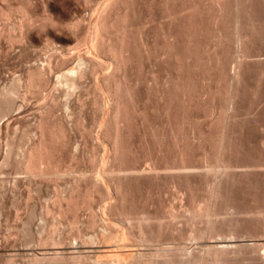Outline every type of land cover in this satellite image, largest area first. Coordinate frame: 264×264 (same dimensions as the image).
<instances>
[{
	"label": "bare ground",
	"instance_id": "obj_1",
	"mask_svg": "<svg viewBox=\"0 0 264 264\" xmlns=\"http://www.w3.org/2000/svg\"><path fill=\"white\" fill-rule=\"evenodd\" d=\"M45 1L47 5L48 2H50V0ZM76 1L79 2V0ZM80 1H84V3L88 5L94 3L96 5L98 2V6L96 7L95 5H89L91 8L94 7L95 9L90 8L93 10L94 14L92 16L90 15L91 20L85 25V20L83 21L82 19H77V21L75 20L68 23L60 22L53 18L48 13L50 10L48 11L47 9H44L46 11L44 17H40V15L38 16L33 12L32 7L34 5V0H21L16 6L11 3V0H0V23L2 20L11 19L13 13H19L21 15L18 23L15 26L13 25L14 28H12L10 33H7V37L12 44L20 43L23 45L26 44L25 42L32 40L31 32H33V28L36 29L37 22L38 28L41 27L47 31L61 28L70 33V36L63 37V35L58 33V30H55L53 36L48 37L45 44L46 50L48 49L52 53L46 57L44 64L29 70L23 79L24 88L28 94H39L43 88L50 86L49 94L45 96L44 100H42L43 102L38 107L37 113L39 114V121L36 125V133L39 135L38 140L32 143L27 150L25 149L26 151L20 152L21 154H19L18 152L21 149L15 152L14 149L16 147L14 148V142L12 143V140L10 141L7 139L6 145L4 144L6 146V152L3 161L8 164L12 161L13 156H15L16 159L20 156L21 158L17 161L19 170L30 179V185L34 184L36 185L34 187H38L37 189L40 190L42 186H39L42 184V181L55 182V180H59L62 176L66 174L69 175L73 172L70 170V166V169L67 167V169L60 168V155L63 149H66L65 146L67 143L65 128L60 123V125L56 122L52 123V120L55 117L56 110L60 106H62L61 108H64L68 114L70 113V115L75 112L65 101V104L61 103V105L59 103L57 91H61L66 97H72L74 93L83 88V82L88 75L93 78L95 77V86L92 90L94 94L92 106H95V108L102 112V117L99 119L102 129L96 141L99 142L100 147L104 148L106 146L102 143L103 141L110 147L109 154L105 152L108 155L104 156L101 161L99 159L100 165L94 164L95 166L92 168V175L90 174V177L84 178L85 175L83 179L80 177L82 181L78 179L80 182L77 181V183L69 189L68 193L57 190L58 188L54 190L55 201L53 208L55 207L57 209L52 210H56L58 215H53L56 219H54V221L51 220V231L49 230V234L51 233V235L46 234L47 236L43 238L39 233L34 234L31 231L33 235L31 233L32 236L30 237L32 242L38 243L37 245L39 246L41 245L44 248L51 246V250L42 252L34 251L31 254L34 258L32 261H29V264H233L235 262H241L242 264H264V205L256 210H245V208H242L236 203L235 195L233 194V188L237 185L236 181L239 180V178L242 179L241 177L248 178V176L251 177L252 175H261L260 173L264 175V164L256 162V164L251 165H238L234 162L235 159L233 161L234 155L236 154L234 145L235 132L233 128L235 123L233 124L231 121L232 119L230 120L233 114L230 116L226 111L225 113L222 112L224 116H220V118L215 121H211L208 125L209 128L202 130L203 128L200 129L198 126L200 119L198 120V118L195 117L186 118L188 116L183 117V115L180 117L172 113L175 109L171 111L172 97L177 94L185 93L184 74L188 73H185L187 69H189V72H193V76H189L190 78H194V82L192 81L194 85L198 83L196 81L201 79V81L205 83L203 86H206L207 94H214L213 87L211 86L213 83L211 82L212 77H210V74H212L211 70L213 68L216 69V72L221 70V57L223 54L220 55L219 53L220 47H222L223 43L227 40H230L229 38L233 41L232 43H236L237 46L239 45L238 47H246L247 38L249 37V28L254 25L255 21H258V24L260 21H263V18L255 14V10L248 4L251 0H103L101 3H99L100 0ZM157 10H159V12H156ZM205 17L216 23V34L212 35V39L214 40L212 41L215 42L216 48H213V52L210 50L211 53L207 54V57L206 55L204 56V53L206 54L207 51L204 53V49L202 51V57L204 56V58L206 57L208 59L207 62L204 61L205 64L208 63V65L213 67L209 71V76L208 74L201 75L202 72H200L202 70H200V68L203 67L201 65L203 59L201 57V49L203 47L201 39L204 33L202 21ZM227 20L231 22L229 26L232 25V31L231 28H229L231 31L229 36L228 33L225 32L226 29L224 30L225 26H223L224 22L226 25L228 22ZM155 24L159 25V28L153 27ZM35 25L36 27H34ZM255 27L256 26H254V28ZM14 31L17 32L15 33L16 35H14ZM226 38L227 40L225 41ZM206 40L208 41L209 39ZM202 41L204 43L206 42L204 40ZM69 43H73L74 45H72L71 48L73 51L71 55L67 54V50L65 51L63 49L64 46H62L64 44H68L69 46ZM58 45L62 47L58 49ZM231 46H233V44ZM209 47L211 48V46ZM248 49L250 51V48ZM221 51L222 50H220V52ZM136 53L140 55L141 62H144V59L150 60L152 57H155L154 59H160L162 57V59L171 60L174 65V67H172L175 69L176 77H173V74L172 76H168L169 78L167 77L168 80H165L166 83L163 85V89L164 86H166L167 91H161L162 96H160L161 98L166 97L164 98V100H166L164 102V107H162L163 112L160 117L162 116L164 118L161 123V125L164 126L161 127L170 129L168 133L165 132L166 129L164 131L162 129V132L160 131V124L154 123L148 115V107L146 108L147 104L145 103L146 106L142 105L145 99L140 95V85L142 83L139 69L141 68H138V65H136L139 71L137 72L134 67ZM165 59L164 61L162 60L164 64ZM71 61H77V65L69 68V63ZM137 62L140 63L139 61ZM166 65L170 66L171 64L169 65L167 62ZM239 65L241 66V64ZM223 71H220V73L216 75V81L220 82L219 80H223L226 76V74L224 76L226 70L224 73ZM203 72L205 71L203 70ZM54 74H57V79L53 84L50 76ZM145 75L147 76V73ZM160 76L162 77V75ZM244 77L245 76H243V78ZM240 78V74L227 78L229 90L226 97L225 110H229L230 112L227 111L229 113L237 106L235 104L239 95L238 88L241 80ZM153 81L157 84V78H154ZM224 81H226V79H224ZM144 82L145 80L143 83ZM189 82H191V79ZM218 82L216 83L218 84ZM21 83L23 84V82ZM21 83L14 81L11 85L9 84L10 86L0 88L2 89L0 90V129L2 126L6 129H9L11 126L10 123H1L3 118L11 114V112H14L17 106V98L19 101V90L21 91L22 89ZM162 83L164 84V82ZM159 85L160 84H158V86ZM150 86H152V84ZM218 87L219 86H217V88ZM172 89L174 94H171ZM193 94L195 95V92ZM178 97L181 96L179 95ZM179 99L181 100V98ZM197 99L199 100V98ZM80 102L81 99L79 100V103ZM178 102L179 100L177 103ZM184 102L185 100L182 103ZM80 104L84 106L82 102ZM174 104L176 103L174 102L173 105ZM156 106L154 105L155 110ZM135 120L138 121L137 124H139L140 127H143L142 136L145 139L149 135L152 136L153 141L158 145L160 153L163 152V147L166 145L169 147L171 144L173 147H176L178 153H180V155H178V157L180 156V163L178 162L176 165H170V163L168 164L169 161L167 162V160H169L168 158L163 164L158 163L159 161L152 160L154 163H150L151 166L145 169H142L143 167L141 168V165L130 164V156L134 158L132 155L133 152H135L133 147L138 146H132L133 143L130 139L134 133V130L132 131L134 128L133 123L137 122ZM185 130H187L191 137L198 141V145H201L200 147L204 149V162L200 166L187 165L184 161L186 145H182V142L185 140L183 138ZM132 139H134V137ZM0 145L2 149V144ZM181 146H184V148H181ZM108 147L106 146L105 148L107 149ZM196 150H198V148ZM163 155L164 153L162 156ZM151 157L153 156L151 155ZM162 159H165V157ZM135 160L136 157L133 161ZM200 160L202 159H199V161ZM194 177H201L204 179L205 196L201 194V196H198L199 193L197 192L198 194L196 195L194 192V189H197L196 183L192 182ZM18 178L13 179L16 180V183L12 181L17 187V184L20 183V178ZM24 179L22 180L24 181ZM163 179L167 181L171 180L174 185H177V181L179 182V180H185L186 186L182 191H184L183 193L189 199L187 206L182 205L183 210L181 209L182 211L178 212L174 205L160 203V205L164 204L166 206H160L161 209L155 207V210H149L148 207V210L143 209V211L140 210L142 212L138 211L137 204L140 202V197L136 198L134 192L143 186L144 190H146V194H144L147 200H149L153 195V190H155L153 186L157 185V187H159L158 182ZM6 181H0V186L1 184H5ZM6 185L8 184L3 185V187ZM15 186H13L14 189ZM48 188L49 187L46 189ZM31 189L35 190V188ZM62 189L64 188L62 187ZM158 189L160 190V188ZM1 190H4V188L2 189L1 187ZM140 190L142 191V188ZM31 195L32 193L29 191V199ZM96 197L109 200V202L101 208L100 214L95 211V206L93 205L94 198L97 199ZM184 198H182V200ZM151 205L154 207V202ZM145 206H148V203H145ZM156 206L159 207V203ZM139 207L141 208V206ZM83 208H86L90 212V217L88 221L85 222L86 224H81V219L79 220V212ZM52 210L51 208H47V213H55ZM70 212H72V220L70 221H72V225L76 228V231H74L76 233L72 234L70 237L67 235H65L67 237H64L61 234L62 231L60 232L59 229L60 223L62 224L59 217L65 216ZM239 215H246L247 217L250 215V219L253 220L254 218L255 223L250 224L248 223L249 221L247 222L245 219L239 218ZM28 221H30V219ZM63 222H65V220H63ZM68 222L69 221H67V224ZM69 223L71 224V222ZM25 225L29 226L28 222H24L23 226ZM73 226L71 229H73ZM27 228L29 230V227ZM27 228L25 227L24 229ZM43 230H45V228H43ZM84 230L88 232L85 233ZM25 233L26 232L23 234ZM25 236L27 237V235ZM29 236L30 234H28V237ZM246 239L255 242L252 246H250V244L246 245L245 242V244L243 243ZM67 241L68 244H66ZM140 244H144L146 247L141 248L143 245L140 246ZM63 245L66 247L64 248ZM63 248L64 250H60ZM39 249L42 248L40 247ZM5 264H14V261L10 258Z\"/></svg>",
	"mask_w": 264,
	"mask_h": 264
},
{
	"label": "rangeland",
	"instance_id": "obj_2",
	"mask_svg": "<svg viewBox=\"0 0 264 264\" xmlns=\"http://www.w3.org/2000/svg\"><path fill=\"white\" fill-rule=\"evenodd\" d=\"M15 1L11 0V3L14 6L19 4L21 0H19V1L15 0ZM102 1L103 0H100L99 3H101ZM255 2H256V4H255ZM251 3L253 4V6ZM248 4H250L252 9L255 10L254 11V12H256L255 14H257L261 18H263L262 19L263 21H260L259 24H258V21H255L254 25H252L249 28V35H248L249 37L247 38V45H246L247 48L246 47H243V48L238 47L239 45L237 46L236 43H235L236 45L234 43H232L233 41L229 37L228 38L230 40H227V38H226L225 41L226 40L227 41L225 43H223V45H222V47L224 49L222 47H220L221 48L220 50H222L223 53H222V51L220 52V50L217 48L219 50L220 55L223 54L221 57L222 62H221V70L220 71L222 72L223 70L224 71L226 70L225 73L223 71L224 76H225V74H226V76L223 78V80L222 79L219 80L220 82L216 81V78H217L216 75L218 73H220V71L216 72V69L211 67V65H208V63L205 64V62L208 61V59L206 58L207 54H210L211 51L212 52L214 51L213 48L214 49L216 48L215 42H213L214 40L212 39V35L216 34V29H215L216 23H214L213 20L208 19L207 17L203 18L205 21L204 20L202 21V24H203L202 29L204 28L203 29L204 33L203 32L202 33L204 36L202 35L203 38L201 37L202 38L201 43L203 46L201 49V53H202L203 49H204L203 53L206 51L207 52H206V54L204 53V56L206 55L205 58H204V56L202 57L203 53L201 54V57L203 58L202 61L203 62L205 61V62L203 64V62L201 61V65L203 67L201 66L202 68H200V70L201 69L202 70L200 72H202L201 75L208 74V76H209V74H210L209 71L213 68L211 70L212 74H210V77H212L211 82L213 84H211V86L213 87L212 89H213L214 94H211V95L209 93L207 94V88H206V86H203V85H205V83H203L204 81H201V79L196 81L198 83H195V85H194V83H193L194 78L193 77L190 78V76H189V75L193 76V72L192 71L189 72V69H187L185 71V73H187V72L188 73L184 74V76H185V79H184V83H185L184 88L185 89H184V91L186 94L185 93L179 94L181 97H178L179 96L178 94H177L178 96L172 95L173 101H172V106H171V111H172V109H175L172 111V113L174 115H178L180 117H182V115H183V117L188 116L186 118H194L195 117V118H198V120L200 119L198 122V126L200 129L203 128L202 130H206L207 128H209L208 125L210 124L211 121H215L216 119L220 118V116L221 117L224 116L223 114L225 113V111H226V113H228V115L230 114V116L233 114L232 117L230 118V120L232 119L231 120L232 123L233 124L235 123L234 124L235 126L233 125L234 126L233 128H234V132H235L234 133V138H235V140H234L235 144L234 145H235L236 154L234 155L235 157L233 158V161L235 159L234 162L238 165H245V164L251 165V164H256V162H258L259 164H264V149H263L264 148V35H263L264 34L263 33L264 32V26H263L264 23H261V22H264V15H263L264 14V0H260V3H259V0H251V2H249ZM89 5L84 3V1H80V0H79V2L76 0H50V2H48V5H47L45 0H42V1L41 0H34V5H33L32 9H33V12L35 14H37L38 16L40 15V17H44V15L46 14L45 10L47 9L48 11L50 10L48 13L53 18L57 19L60 22L68 23V22H72L75 20L77 21V19H79V20L82 19L83 21L84 20L86 21V22L84 21V25H85V24H88L90 22L91 16L94 14L93 10H91L94 7L91 8L90 6L95 5V3L91 4L90 6ZM255 5H257V6H255ZM96 6H98V2L96 3L95 7ZM156 12H159V10H157ZM20 16L21 15L19 13H13L11 19L9 18L7 20H2L0 23V28H2V29H0V88H4V86L8 87L14 81L18 82V83L23 82V84L22 83L20 84L22 86V89H21V91L19 90V95H18L19 101L17 98V106L15 107L14 112H11V114H9L5 118H3L2 123H1V124L10 123V125H11L9 128L10 130L4 128L3 126L0 129V131H1L0 132V144H2V149L0 148L1 149V151H0V181L8 180L5 183L8 185L3 187V185H5V184H1V186H0V194H1L0 195V249H1L0 250L1 251L0 252V264H5L6 261H8L10 258L14 261V264H26V263L29 264L30 263L29 261H32V259L34 258V256L31 255L34 251L42 252V251L51 250L50 249L51 246H48L49 248L46 246H45L46 248H44L41 245L39 246V245H37L38 243L32 242V239H30V237L33 235V233L34 234L39 233L40 236L42 235L43 238H45L47 236L46 234L51 235V233L49 234V232L51 231V229H50L51 228V225H50L51 220L54 221V219H56V218H54V216H56V214L58 215L56 210L55 211L52 210V209H57L55 207L53 208V204L55 201V198H54L55 191L54 190L56 188H58L57 190H61V191H64L65 193L66 192L68 193L69 189L72 186H74V184H76L77 181L78 182L82 181L84 175H85L84 178L90 177L92 175V168L95 165H100V161L102 160V158L104 156L108 155L110 152L109 151L110 147H108L109 145L107 143H105L104 141L102 142L103 144H105L108 147L106 149L105 148L106 146L104 148L100 147L99 142L96 141L97 140L96 138H98L97 136L100 134L101 129H102V127L99 123V119H101V117H102V112L99 111L97 108H95V106H92L93 105L92 101L94 98V94H93L92 90L94 89V86H95V77L93 78L92 76L88 75L89 77L87 76L85 78V81L83 82L84 83L83 88L80 89L78 92L74 93V95H72V97L71 96L66 97V96H64V94L61 91H57L59 103L65 104V102H66L67 104H69L73 108V110L75 112L70 115V113L68 114L65 111V109L61 108L62 106H60L56 110V114L54 115L55 117L52 120V123L53 122H56L58 124L60 123L65 128L64 130H65L67 143L65 146L66 149H63L62 154L60 155V162H59L60 168L61 169L62 168L67 169L70 166L71 169L70 168L69 169L72 170L73 172H71L69 175L66 174V175L62 176L59 180H55V182L51 181L52 184H51V182H48V181H44V182L42 181L41 182L42 184L39 186V187L42 186L41 190H40V189H37L38 187H34L36 185H34V184L30 185V183H31L30 179L27 177L26 174H24L21 170H19L18 165H17V161L21 158L20 156H18L17 159L15 156H13L12 161L9 162L8 164L3 161V158L5 156L4 154L6 152V148H5L6 144L5 143H6L7 139H9L10 141L12 140V143L14 142V144H13L14 148L18 147L17 149L16 148L14 149L15 152L18 151V149H21L18 152L19 154H21L23 151H26L31 146L32 143H35V141H37L38 137H39L38 133H36L37 132L36 131V125L39 121V114L37 113L38 107L43 102L42 100H44L45 96L47 94H49L50 86L43 88L39 94L38 93H35V94L29 93L28 94V92L24 88L25 85H24L23 79L25 78V76L29 70H31L32 68H34L36 66H41L42 64H44L46 57L52 53V52H50V50H48V49H47L48 51L46 50L45 44H46V40L48 39V37L53 36V34L55 33V30H58V33H60V35H63V37L70 36V33L68 31L63 30L61 28L60 29L59 28L53 29V30H51L52 32L49 30L48 31L44 30V28H41V27L38 28V22H37V27H36V25L34 26V27H36V29L33 28L34 30L32 29L33 32H31L32 40L25 42L26 44H23V45L20 43L12 44L9 41V38L7 37L8 36L7 33L8 32L10 33L12 28H14V26L18 23ZM14 18H16L17 20ZM8 21H9V23H8ZM227 21L226 22L228 23V25H227V23L225 25V22H224L223 26H225L224 30L226 29L225 32H227L228 36H229L231 34V31H232V25L229 26L231 24V22H229V20H227ZM213 24H215V25H213ZM158 26L159 25L155 24L153 27L159 28ZM254 26H256V27L254 28ZM259 26H261V27H259ZM205 27H206V30H205ZM156 28H154V29H156ZM229 28H231V31ZM15 33H17V32L14 31V35H16ZM206 39H209V40L207 41ZM160 40H162V39H160ZM202 40H204L206 42L204 43ZM228 42H230V43H228ZM231 43L233 44V46H231L232 45ZM212 44H214V45H212ZM60 45L57 46L58 49L60 47L64 46L63 49L65 51L67 50L66 53L69 55L72 54L71 52H73V51L71 50V48H72L73 43H69V46H68V44L67 45L64 44L62 46H60ZM225 45H226V47H225ZM24 46H26V47H24ZM209 46H211V48ZM227 46L230 47L231 50ZM236 47H238V48H236ZM235 48L238 52L235 50ZM248 48H250V51ZM228 50H230V51H228ZM235 54H237V55H235ZM138 55L139 54L136 53V56H135L136 62L134 64L135 70L137 72L140 71L141 74L144 71H146L142 75L140 74V80L142 83L140 85V87H141L140 88V95L143 99H145L142 105L146 106L145 103L147 104L146 108L148 107L147 109H148V115H149L150 119L154 123H157L158 125L160 124L159 128H160V131L162 132V129L164 131L167 128V127L166 128L161 127V126H164V125H161V123L163 122L162 120L164 118L162 116L160 117V115H162V112H163L162 107H164V102L166 100V99L164 100V98H166V97L161 98L160 96H162L161 91L162 92H163V90L167 91V87L164 86V89H163V85H165L166 81L168 80V78H169L168 76H172V74H173V77H176L175 69L173 68L174 65L171 62V60L169 61V60H166L165 58H164L165 59V64H164V62H163L164 59H162V57L160 59L159 58L154 59L155 57L154 58L152 57L150 60L144 59V62H141L140 61V55L139 56ZM137 58H138V60H137ZM158 60H159V62H158ZM137 61H139L140 63H138ZM71 62H72V64H71ZM71 62L69 63V66H70L69 68L75 67L77 65V61H71ZM167 62L169 65L170 64L171 65L170 66L166 65ZM239 62H241V63H239ZM73 64H74V66H73ZM152 64H154V65H152ZM239 64H241V66ZM136 65H138L137 66L138 68H141V69H139V71H138V68L136 67ZM142 66H144V67H142ZM150 66H152V67H150ZM223 66H225V67H223ZM170 67H171V69H170ZM164 69H165V71H164ZM203 70L205 72H203ZM136 71H135V74L137 75ZM146 73H147V76L145 75ZM159 73H160V75H162V77L159 75ZM152 74H153V76H152ZM237 74L238 75L240 74V77H241L240 78L241 80L239 83V88H238V94L239 95L237 97L236 104H235L237 106H235L234 110H231L232 112L229 113L230 112L229 110H225L226 109L225 108L226 107V105H225L226 97H227V93L229 90V82H227L228 81L227 78L235 76ZM242 75L245 77L243 78ZM51 76H52V78H51ZM51 76H50V79H51L52 83L54 84L56 82V79H57V74H54ZM154 78H157V82H156L157 84L154 83L155 82V81H153ZM12 79H13V81H12ZM190 79H191V82H189ZM224 79H226V81H224ZM242 79H243V81H242ZM144 80H145V82L143 83ZM187 80H188V82H187ZM11 81H12V83L10 84ZM162 82H164V84ZM216 82H218V84ZM222 82H223V84H222ZM151 84H152V86H150ZM158 84H160V85L158 86ZM226 84H228V85H226ZM187 85L190 87H188ZM201 85H202V87H201ZM217 86H219V87L217 88ZM226 86H227V88H226ZM240 86H242V87H240ZM222 87H223V89H222ZM224 87H225V90H227V91L224 90ZM146 89H147V91H146ZM0 90H2V89H0ZM188 90H189V92H188ZM150 91H154V92H150ZM172 91H173V89L171 90V94H174L173 93L174 91L173 92ZM216 91H218L219 93ZM194 92H195V95L193 94ZM196 92L198 93V95ZM200 93H203V94H200ZM190 94H193V95H190ZM225 94H226V96H225ZM205 95H206V97H205ZM214 95H215V97H214ZM175 96H177L178 98ZM23 97H24V99H23ZM65 97H66V99H65ZM218 97H220V98H218ZM179 98H181V100H183V101L185 100V102L182 103L183 101H181ZM197 98H199L200 101ZM207 98H208V100H207ZM70 99H71V101H70ZM80 99H81V102L83 103L82 105H84V106H81V104H80L81 102L79 103ZM186 99L187 100L189 99V100L187 101ZM203 99L205 101V104H204ZM146 100L148 103L146 102ZM178 100H179V102L177 103ZM210 101L212 102V104ZM174 102L176 104L173 105ZM186 102H187V104H186ZM197 103H198V105H197ZM154 105L155 106L157 105L156 110H155ZM179 107H182V108H179ZM187 108H188V110H187ZM214 108H216V109H214ZM219 108H221V109H219ZM193 109H194V111H193ZM212 110H214V111H212ZM80 111H82V112H80ZM175 111H177V112H175ZM180 111H181V113H180ZM227 111H229V112H227ZM219 112H220V114H219ZM222 112H224V113L222 114ZM235 113L237 114V116ZM233 116H236V117H233ZM211 118H214V119H211ZM135 121H137V120H135ZM137 123H138V121L136 123H133L134 128L132 127L133 128L132 131L134 130L133 131L134 133L132 132L133 134H132V137L130 139H131V142L133 143L132 146H135V145H138V146L133 147L135 152H133L132 155L134 158H131L132 156H130V159H131L130 164H132V165L138 164L139 166L141 165L140 166L141 168L143 167L142 169H145V168H149L148 166H151V164L154 163L153 161H159L158 163L163 164L164 161L167 160V158L169 159V160H167V162L169 161L168 164L170 163V165H176L178 162L180 163V161H179L180 156L178 157V155H180V153H178V149L176 147H173V145H171V144H170L171 146L169 145V147H167V145H166L163 147V152L160 153L158 150L159 149L158 145L156 144L155 141H153L152 136L149 135L145 139L142 136L143 127H140L139 124H137ZM135 124L139 127H137ZM236 124H237V126H236ZM215 126H217V125H215ZM215 126H214V128H215ZM169 130L170 129H166L165 132L168 133ZM137 132L138 133L141 132V133L138 134ZM7 134H8V136H7ZM189 135L190 134L188 133V131L185 130L183 133V138L185 140H183L184 142H182V145L183 144H184V146L186 145V147H185L186 148V152H185L186 156L184 153V161L187 165L200 166L204 162V159H203V153H204L203 150L204 149H203V147L202 148L200 147L201 145H198L199 143L197 140H195L193 137H191V135L189 137ZM6 137H9V138H6ZM133 137H134V139H132ZM187 138H190V139H187ZM139 143H142V144H139ZM190 144H192V145H190ZM17 145H20V146H17ZM96 146H98V147H96ZM184 146L183 147L181 146V148H184ZM0 147H1V145H0ZM150 147H152V148H150ZM170 148H171V151H170ZM197 148H198V150H196ZM167 149H168V151H167ZM94 150H95V153H94ZM136 151L138 154L136 153ZM140 151H142V152H140ZM105 152H107L108 154H106ZM163 153H164V155L162 156ZM95 154H96V156H95ZM151 155L153 157H151ZM135 157H136V160L133 161V159H135ZM163 157H165V159H162ZM62 158H63V160H62ZM185 158H187V159H185ZM99 159H100V161H99ZM199 159H202L203 161L202 160L199 161ZM90 160H92V161H90ZM175 160H176V162H175ZM172 161H174L175 164ZM260 174L261 175H252L251 176L252 178L250 176H248V178L247 177H241L242 179L239 178L240 181L237 180L238 181V182L236 181L237 185L235 184L236 186H234V188H233V194L235 195L234 197H235L236 203H238V205L241 206L242 208H245V210H248V211L254 210V209L256 210L257 208H260L261 206L263 207V205H264V200H263L264 199V175H262V173H260ZM24 177H25V179H24ZM80 177H82V179ZM15 178L16 179L18 178L20 181V183L17 184L18 187L15 186L16 184L14 185V183L12 182V181H15V183H16V180H13ZM21 178L24 179V181ZM245 178L247 179V181ZM78 179L79 180L81 179V180L79 181ZM249 179H250V181H249ZM9 180L11 181V183ZM203 180L204 179L201 177H194L192 179V182L196 183L197 189L194 186V188H195L194 192L196 193V195L199 193L198 196H201V195L205 196L206 195L205 184H204L205 181H203ZM164 181H166V182H164ZM180 181H181V183H180ZM252 181H253V183H252ZM144 182H147V181H144ZM160 182H158L159 187H157V185L153 186V189H155V190H153V195L151 197L152 200L151 199L147 200V197L145 195L146 190H144L143 186L141 188H142V191H145V192H142L140 190L141 188L137 189L140 192H138L137 190L134 192L136 198L140 197V202H138L139 204H137L138 211H140V210L143 211V209L148 210V207H149V210H153V209L155 210L156 209L155 207H157V209H161L160 206L163 207L166 205H174L176 211L178 210V212H180L183 210L182 205L187 206L189 199L183 193L184 191H182V189L186 186L185 180H179V182L177 181L178 186L174 185L171 182V180L167 181V180L163 179ZM163 182H164V184H163ZM13 186H15V189ZM1 187H2V189L4 188V190H1ZM29 187H30V189H29ZM47 187H49V188L46 189ZM62 187L64 189H62ZM6 188H7V190H6ZM31 188H35L36 191L34 189H31ZM158 188H160L161 191ZM162 188H164V189H162ZM29 191H31V193H32V195H31L32 199L28 198V192ZM5 192H6V195H5ZM154 195H156V196H154ZM96 198L98 200L94 198V201L95 200L96 201L95 202L93 201V205L95 206V211L98 214H100L101 208L105 204H107L109 202V200L104 199L102 197H100L101 200L99 199V197H96ZM182 198H184V199L182 200ZM27 199H29V200H27ZM144 200H146V201H144ZM155 200L158 202H156ZM147 201H149V202H147ZM153 202H154V207H152V205H151ZM145 203H148V206H145ZM158 203H159V207L156 206V205H158ZM160 203L161 204L164 203L166 205H164V204L160 205ZM182 203H184V204H182ZM139 206H141V208ZM47 208H51V210L54 211L55 213L48 214ZM150 208H152V209H150ZM142 211H140V212H142ZM71 213L72 212H70L69 214H66L65 216L59 217L60 220L62 221V224L60 223V225H59L61 228L59 227V229H60V232L62 231L61 234L64 237H67V236L70 237V236H72V234L76 233V232H74V231H76V228L72 225V221H70V220H72V218H71L72 214ZM89 213H90L89 210H87L86 208L81 209V211L79 212V220L81 219L80 220L81 224L82 223L86 224L85 222L88 221V219L90 217ZM46 214H47V216L49 215L48 218H47ZM249 216L250 215H248V217ZM238 217L243 219V220L245 219V221H247V222L249 221L248 223H250V224L255 223V219L253 217H251V218H253V220L250 219V217L248 218L246 215H242V216L239 215ZM57 218H58V216H57ZM27 219L28 220L30 219V221L32 223L30 221H28ZM63 220H65V222H63ZM53 221H52V223H53ZM67 221L71 222V224L69 222L67 224ZM22 222L23 223L28 222L29 226H26V225L23 226ZM46 222H47V224H46ZM103 225H104V223H103ZM72 226H73V229H75V230L71 229ZM25 227L26 228L29 227L30 231L28 230V228L24 229ZM43 228H45V230H43ZM18 232H19V234H18ZM20 232H21V235H20ZM22 232L23 233L26 232V233L23 234ZM84 232L87 233L88 231L84 230ZM27 233L30 234L29 237H28ZM31 233H32V235H31ZM25 235H27V237ZM65 235H67V236H65ZM244 242L246 243V245L250 244V246H252L255 241L246 239V241H243V243ZM66 244H68V241ZM140 246H142L141 248L146 247V245H144V244H140ZM40 247L42 249H39ZM63 247L65 248L66 246L63 245ZM64 248L60 249V250H64ZM2 252H4V253H2ZM237 263L240 264L241 262H235L233 264H237ZM253 264H258V263H253Z\"/></svg>",
	"mask_w": 264,
	"mask_h": 264
}]
</instances>
